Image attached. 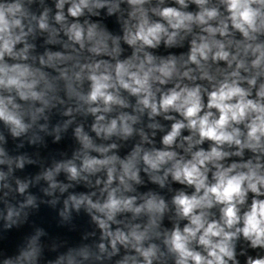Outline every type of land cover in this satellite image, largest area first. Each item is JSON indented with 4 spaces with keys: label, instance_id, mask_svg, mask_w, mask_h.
<instances>
[{
    "label": "clouds",
    "instance_id": "clouds-1",
    "mask_svg": "<svg viewBox=\"0 0 264 264\" xmlns=\"http://www.w3.org/2000/svg\"><path fill=\"white\" fill-rule=\"evenodd\" d=\"M0 264H264V0H0Z\"/></svg>",
    "mask_w": 264,
    "mask_h": 264
}]
</instances>
